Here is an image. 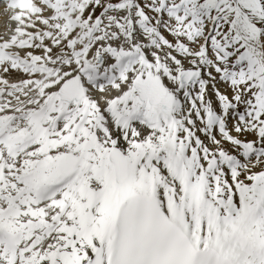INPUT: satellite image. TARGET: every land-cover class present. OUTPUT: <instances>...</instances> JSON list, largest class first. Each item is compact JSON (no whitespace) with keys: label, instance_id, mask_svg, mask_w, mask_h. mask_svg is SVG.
Wrapping results in <instances>:
<instances>
[{"label":"snow or ice","instance_id":"snow-or-ice-1","mask_svg":"<svg viewBox=\"0 0 264 264\" xmlns=\"http://www.w3.org/2000/svg\"><path fill=\"white\" fill-rule=\"evenodd\" d=\"M0 8V264H264V0Z\"/></svg>","mask_w":264,"mask_h":264},{"label":"bare ground","instance_id":"bare-ground-1","mask_svg":"<svg viewBox=\"0 0 264 264\" xmlns=\"http://www.w3.org/2000/svg\"><path fill=\"white\" fill-rule=\"evenodd\" d=\"M2 13H3V9L0 8V24L2 23L3 26H5V24L7 23V16L6 15H3Z\"/></svg>","mask_w":264,"mask_h":264},{"label":"rangeland","instance_id":"rangeland-1","mask_svg":"<svg viewBox=\"0 0 264 264\" xmlns=\"http://www.w3.org/2000/svg\"><path fill=\"white\" fill-rule=\"evenodd\" d=\"M4 24H5V23H4ZM3 28H4V26H1V27H0V31H2V30H3Z\"/></svg>","mask_w":264,"mask_h":264}]
</instances>
